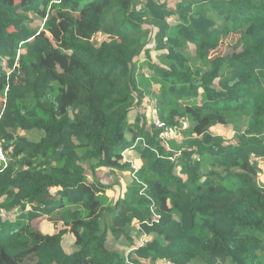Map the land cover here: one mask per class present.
<instances>
[{
    "label": "trees",
    "instance_id": "obj_1",
    "mask_svg": "<svg viewBox=\"0 0 264 264\" xmlns=\"http://www.w3.org/2000/svg\"><path fill=\"white\" fill-rule=\"evenodd\" d=\"M262 78L264 0H0V264H264Z\"/></svg>",
    "mask_w": 264,
    "mask_h": 264
},
{
    "label": "rangeland",
    "instance_id": "obj_2",
    "mask_svg": "<svg viewBox=\"0 0 264 264\" xmlns=\"http://www.w3.org/2000/svg\"><path fill=\"white\" fill-rule=\"evenodd\" d=\"M34 18L37 22H39L38 18H36V17H34ZM231 43H232V41H230L228 38L222 37V42H221L220 46L217 48V50L215 51V54H224L226 51H230L231 50V47H230ZM184 52L187 55V57H190V55L193 54V47L190 46V50H184ZM143 71L146 75L150 74L149 73L150 71L147 68H144ZM257 85H259L257 88L258 90L264 89V79L262 78L260 84L258 82ZM152 89L156 90V87H154ZM2 100H3V95L0 91V108H1ZM151 107H152L151 110H153L154 106H151ZM151 110H150V114H152ZM131 118H133V116H131ZM189 123H190V125H189L190 130L188 132V136H190L192 138L200 135L204 130H206L208 128V125H209V129L211 131H213V133L220 134L224 137H229V134H231V132L233 131V128L231 127V125H227V123H225L221 119H216L214 121L203 120L200 122H195V123L189 122ZM227 141H230V140H227ZM125 156H126L127 160H129V161L131 160V158H130V156H128V154H126ZM86 175L89 179H91L95 176L101 182H103L109 186L108 191H107V195L110 198V200L114 196H117L119 193H121L123 191V187H125V185L131 181L130 174H128L127 172H121L118 170L107 169V168H103V167L97 168L95 170V172H92L91 169L87 168L86 169ZM260 176H261V174H260ZM7 215L8 214H6L5 216H1V217L4 219ZM58 226H61V225H58ZM33 227L38 228L42 233L49 234L50 236H52V238H54L53 234L55 233V231H54L55 228L51 224L46 223V220L44 217L35 219L33 221ZM66 230H69V228H66ZM68 232L69 231H67V233L64 235V241L62 242V245L66 251L72 250V243L74 242L73 236L70 235L71 233H68ZM131 234L135 235V242L137 241L136 242L137 244L141 243L145 239V237H141L140 239L138 237H136L135 231H133V233H131ZM127 243L128 242L123 237H121L119 240H114L112 237V234L108 233L107 245L109 248L119 249L120 251L124 252V250L127 249ZM156 264H170V263L167 262L166 260H160V261L156 262ZM192 264H201V263L199 261H195Z\"/></svg>",
    "mask_w": 264,
    "mask_h": 264
},
{
    "label": "built area",
    "instance_id": "obj_3",
    "mask_svg": "<svg viewBox=\"0 0 264 264\" xmlns=\"http://www.w3.org/2000/svg\"><path fill=\"white\" fill-rule=\"evenodd\" d=\"M151 119L153 121V123L158 126L161 127L162 123L159 121L158 117H157V112L156 109L154 108L153 110H151ZM189 127V122L181 119L179 121L178 126L176 127H164V129L161 131L160 135L161 137L166 140L169 138H181L183 132ZM177 156V153H175L174 155H172L170 158L173 160L175 159V157ZM6 155L5 153L2 151L1 149V144H0V160L5 162L6 161ZM6 212L3 210V208L0 206V215L1 216H5ZM145 240V239H144ZM144 241H142L140 244H142Z\"/></svg>",
    "mask_w": 264,
    "mask_h": 264
},
{
    "label": "clouds",
    "instance_id": "obj_4",
    "mask_svg": "<svg viewBox=\"0 0 264 264\" xmlns=\"http://www.w3.org/2000/svg\"><path fill=\"white\" fill-rule=\"evenodd\" d=\"M184 120H186V119H184ZM186 121H188V120H186ZM188 122H189V121H188ZM189 125H190V123H189ZM188 128H189V127H188ZM188 128H187V129H188ZM187 129H186V130H187ZM174 154H175V153H173L172 155H174ZM172 155H171V156H172ZM171 156H170V157H171ZM177 156H178V153H177ZM177 156H176V157H177ZM176 157H175V159H176ZM175 159H173V160H175ZM170 160H172V159L170 158ZM145 239H146V237H145Z\"/></svg>",
    "mask_w": 264,
    "mask_h": 264
}]
</instances>
